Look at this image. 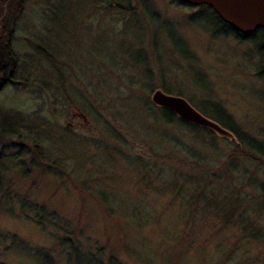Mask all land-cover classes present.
I'll return each instance as SVG.
<instances>
[{
    "label": "rangeland",
    "instance_id": "obj_1",
    "mask_svg": "<svg viewBox=\"0 0 264 264\" xmlns=\"http://www.w3.org/2000/svg\"><path fill=\"white\" fill-rule=\"evenodd\" d=\"M214 19L174 0H30L20 35L33 42L17 44L19 85L0 93V112L47 161L5 152L0 181L13 192L0 233L69 264L19 215L26 195L80 230L83 248L104 247L120 264H264V245L240 240L214 209L236 197L264 229V162L233 134L165 123L151 101L160 90L211 120L224 111L264 144V50L217 33ZM4 248L0 264H37Z\"/></svg>",
    "mask_w": 264,
    "mask_h": 264
},
{
    "label": "trees",
    "instance_id": "obj_2",
    "mask_svg": "<svg viewBox=\"0 0 264 264\" xmlns=\"http://www.w3.org/2000/svg\"><path fill=\"white\" fill-rule=\"evenodd\" d=\"M174 1L177 5H187L178 0ZM29 3L30 0H0V93L9 86L17 88L19 85L17 81L19 79L22 60L19 52L16 50L18 42H26L25 44L27 45L33 42L32 39L27 36L20 35L25 31L22 21L27 13ZM195 8L197 10L207 8L213 13L217 25V33L231 34L240 42H255L259 50H264L263 30L259 29L251 34L245 35L236 32L232 27L220 20L211 8L207 6ZM257 74L261 80L264 81V59L260 62ZM159 109L161 110L162 119L165 123L179 125V127L185 128L192 133L206 132L208 136L214 133L208 129L199 128L184 122L167 109ZM219 112H221V115H213L212 121L231 132L237 141L236 145H238V147L239 145L241 147L245 146L246 149L250 151V156L255 157L258 161L264 162V144L258 143L248 135L243 134L242 131L233 125V121L224 111ZM3 114L4 113L0 112V163L6 159L5 152L11 151L13 152L11 156L13 162H18L23 155L28 156L30 153L33 154L38 161L46 165L45 161H47V159L40 154L37 141L21 134L19 129L16 128L17 125L9 127L7 122L10 118H6ZM30 143L33 147L28 145ZM1 173L2 169L0 168V174ZM23 173L25 176L26 173ZM1 183L0 181V204H3L4 202L7 203L5 200L10 198L13 192V185L8 183L3 187ZM259 190V192H261L260 195L264 198V184L260 186ZM17 198L19 215L26 221L40 228L41 231L48 232L57 242L60 254L67 259L69 264H120L115 256L104 255V247L94 248V250L83 248L84 245H81L82 232L76 230L71 222L57 211H48L45 204H41L37 201H30L26 195H17ZM230 199H232L229 204L230 207H224V205L221 204L220 207L214 208L216 209L215 214L217 216L219 215L220 218L222 217L223 222L221 224L223 226H228L229 224L238 226L241 233L240 240L257 242L264 245V229L253 226L244 215V212H246L249 207L248 204L246 207L242 208L243 205L241 204L244 203L242 200L236 197L234 199L229 197L227 201ZM260 209H264V200L260 204ZM236 210L238 211L234 214ZM21 240L22 239H19L15 234L0 233V244H6L4 252L13 250L18 253H23L33 258L37 264H55L52 252L49 249L31 247Z\"/></svg>",
    "mask_w": 264,
    "mask_h": 264
},
{
    "label": "water",
    "instance_id": "obj_3",
    "mask_svg": "<svg viewBox=\"0 0 264 264\" xmlns=\"http://www.w3.org/2000/svg\"><path fill=\"white\" fill-rule=\"evenodd\" d=\"M192 7L207 6L224 23L236 32L251 34L263 30L264 35V0H178ZM151 101L158 107L174 113L179 119L199 128L208 129L221 137H232V133L216 122L204 117L186 100L171 96L160 90L155 91ZM79 116H81L79 114ZM82 117V116H81Z\"/></svg>",
    "mask_w": 264,
    "mask_h": 264
},
{
    "label": "flooded vegetation",
    "instance_id": "obj_4",
    "mask_svg": "<svg viewBox=\"0 0 264 264\" xmlns=\"http://www.w3.org/2000/svg\"><path fill=\"white\" fill-rule=\"evenodd\" d=\"M123 7V6H122Z\"/></svg>",
    "mask_w": 264,
    "mask_h": 264
}]
</instances>
